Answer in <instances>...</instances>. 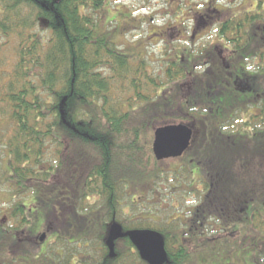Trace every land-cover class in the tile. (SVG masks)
<instances>
[{
    "label": "trees",
    "instance_id": "16d2710c",
    "mask_svg": "<svg viewBox=\"0 0 264 264\" xmlns=\"http://www.w3.org/2000/svg\"><path fill=\"white\" fill-rule=\"evenodd\" d=\"M250 1L218 22L212 43L219 47L173 48L154 75L146 58L121 51L101 27L109 0H0V33L15 54L9 66L0 64V186L10 200L0 215V264H71L51 257L54 238L103 253L94 260L86 251L72 264H146L127 237L109 257L113 222L124 232L162 234L166 264H198L194 248L214 253L206 219L264 262V155L263 173L248 185L231 162L217 159L245 146L264 151V0ZM250 107L259 117L244 115ZM237 113L245 118L234 126ZM175 124L194 133L184 170L204 187L197 217H189V247L181 226L118 218L130 183L161 179L148 138Z\"/></svg>",
    "mask_w": 264,
    "mask_h": 264
},
{
    "label": "rangeland",
    "instance_id": "374dc122",
    "mask_svg": "<svg viewBox=\"0 0 264 264\" xmlns=\"http://www.w3.org/2000/svg\"><path fill=\"white\" fill-rule=\"evenodd\" d=\"M109 2L108 5H105V10L100 12L101 18H104L101 27L111 34L114 45L121 51L127 54H138L142 58H146L149 73L154 75L161 73L164 64L168 59L170 60V57H173L172 55L177 53V51H172L173 48L177 50L214 48L218 44L217 42L212 43L218 22L230 18L239 11L250 8V5L253 4L250 0H109ZM190 18L196 19V25L191 22L188 23ZM13 45L12 40L10 41L0 33V64L5 65V67L6 65L9 66V62L14 60ZM216 46L219 47L220 44ZM211 73L214 74L212 70ZM151 97L156 98V95L151 94ZM250 114L259 117L261 110L250 107L244 115L250 116ZM244 115L237 113L235 115L237 121L233 120L232 124L234 126L236 123L241 124L240 121H243ZM257 117L253 118L255 123L258 122ZM150 136L148 139L151 142L152 151L154 134L152 133ZM192 143L188 151L192 149L194 144ZM187 152L180 159H171L159 163V169L163 171L160 180L151 183L143 180L144 185L140 186L136 183H130L135 187L134 189L138 188L136 192L134 189H128L127 191V195H134L135 204L131 203V197L123 198L125 202H123V207L119 209L120 216L118 218L120 221L122 219L126 221L138 220L137 222L147 219L160 221L161 218L164 224L170 222L173 226L183 227L181 229L182 233L189 230L190 218L188 212L196 205L192 206V201L186 197L184 192L176 193L180 189L179 182H186L185 185L188 187L193 179L189 170H184L186 160L190 159ZM261 152H255L254 146L251 145L250 148L245 146L243 150H234L231 154L222 153L217 159L225 164L231 162L234 167L233 171H240L248 185L250 178L254 181L259 180L258 177L255 179L253 174L263 173L260 170L262 163L260 155H264L263 148H261ZM176 172H181V174ZM198 177V175H195V178ZM245 185L244 183L241 185L243 191H245ZM200 188L203 191L204 187L200 186ZM3 190L4 187L0 186V215L4 211L6 212V208L10 206L9 197ZM201 197L205 198L203 193H201ZM98 204L96 199L93 200L92 205L94 208L99 207ZM157 214L158 216H155ZM230 215L232 214L230 213ZM5 222L6 218L4 219ZM204 223L206 227H209L205 230V233L210 230L213 231L212 234L215 240L211 248L214 253L211 256L208 251H205L207 248L197 249L198 247H196L194 248L195 253L192 251L195 255L192 260L195 258L200 259L198 264L264 263L261 258L254 254L247 256V251L241 252L240 244L237 243L235 236L231 238V241L222 236L220 229L222 225L220 223L216 224L208 219L204 220ZM120 224L123 225L122 222ZM108 225L107 237L112 224ZM172 225L171 227H173ZM190 239V237H185L182 239V243L189 247L192 245ZM46 240L47 238L43 242ZM66 244L65 240L53 239L52 246L49 247V250H51L49 253L54 260L58 261L60 256L66 259L71 257L72 264L76 258H79L86 251L91 259L97 260L103 257V253L96 251V247L89 246L84 249L83 246L71 245L69 247ZM130 258L133 260L132 255H130ZM20 264L40 263L36 260L29 263L21 261ZM137 264L143 263L139 262Z\"/></svg>",
    "mask_w": 264,
    "mask_h": 264
},
{
    "label": "water",
    "instance_id": "95a60500",
    "mask_svg": "<svg viewBox=\"0 0 264 264\" xmlns=\"http://www.w3.org/2000/svg\"><path fill=\"white\" fill-rule=\"evenodd\" d=\"M193 139V131L183 124L167 125L159 127L154 132L152 152L159 162L179 159L190 148ZM127 237L140 258L148 264H166L168 255L165 250V242L162 235L152 230H134L124 233L123 227L118 223L110 226L106 245L111 257L115 256V242ZM46 234L41 237V242Z\"/></svg>",
    "mask_w": 264,
    "mask_h": 264
},
{
    "label": "flooded vegetation",
    "instance_id": "af4514ba",
    "mask_svg": "<svg viewBox=\"0 0 264 264\" xmlns=\"http://www.w3.org/2000/svg\"><path fill=\"white\" fill-rule=\"evenodd\" d=\"M182 158V157H181ZM180 159V158H179ZM193 179H192V181H191V183H189V185H188V187L185 185V183L186 182H183V183H180L179 182V184H180V189H178L177 191H176V193L177 192H184L185 193V195H186V197L188 198V199H190L191 201H192V206H194V205H196L195 207H192V209H191V211H189L188 212V216L190 217V216H195V217H197L196 216V212H197V209H199L200 208V206H201V200H202V197H201V193L203 192L202 190H201V188H200V186H202V184H201V182L200 181H197L196 179H195V176L194 177H192ZM131 203H133V204H135V200H134V195L132 196L131 195ZM193 221V219H189V223L190 222H192ZM113 223H115V222H113ZM112 223V224H113ZM191 224V223H190ZM190 224H188L189 226V228H191V227H194V225L193 226H190ZM110 230V229H109ZM124 230V229H123ZM199 230V228H195L194 229V231H198ZM152 231H154V230H152ZM192 232V229H189V232ZM127 232H129V231H127ZM156 232V231H155ZM124 233H126V232H124ZM108 235H109V232H108ZM162 235V234H161ZM181 235H182V237L183 238H185V237H189L188 236V231L186 232V233H181ZM162 237H163V235H162ZM108 238V237H107ZM107 238H106V241H107ZM164 238V237H163ZM182 238V239H183ZM120 240V239H119ZM118 241V240H117ZM116 241V242H117ZM116 242H115V248H116ZM182 242V241H181ZM105 244H106V242H105ZM107 246V245H106ZM108 248V247H107ZM135 248V247H134ZM174 248H176V246H174ZM136 250V249H135ZM166 250V249H165ZM108 253H109V257L111 258V259H114V258H116V249H115V256L114 257H111V253H110V250L108 249ZM137 251V250H136ZM167 252V251H166ZM137 253H138V251H137ZM139 254V253H138ZM144 263H146V262H144ZM146 264H148V263H146Z\"/></svg>",
    "mask_w": 264,
    "mask_h": 264
}]
</instances>
